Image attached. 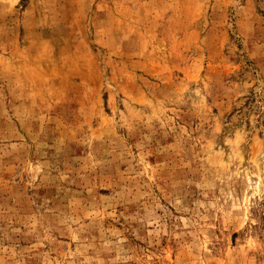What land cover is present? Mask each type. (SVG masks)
<instances>
[{"label": "rangeland", "instance_id": "obj_1", "mask_svg": "<svg viewBox=\"0 0 264 264\" xmlns=\"http://www.w3.org/2000/svg\"><path fill=\"white\" fill-rule=\"evenodd\" d=\"M0 264H264V0H0Z\"/></svg>", "mask_w": 264, "mask_h": 264}]
</instances>
